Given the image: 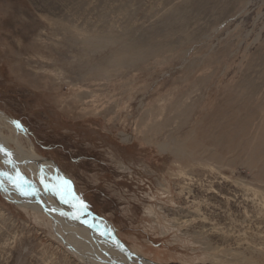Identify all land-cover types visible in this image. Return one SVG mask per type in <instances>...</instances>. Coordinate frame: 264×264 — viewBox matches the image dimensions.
I'll return each mask as SVG.
<instances>
[{"label":"rangeland","instance_id":"1","mask_svg":"<svg viewBox=\"0 0 264 264\" xmlns=\"http://www.w3.org/2000/svg\"><path fill=\"white\" fill-rule=\"evenodd\" d=\"M0 113L126 250L264 264V0H0ZM0 157V264H135Z\"/></svg>","mask_w":264,"mask_h":264},{"label":"bare ground","instance_id":"2","mask_svg":"<svg viewBox=\"0 0 264 264\" xmlns=\"http://www.w3.org/2000/svg\"><path fill=\"white\" fill-rule=\"evenodd\" d=\"M217 20V19H216ZM94 42V41H93ZM97 42H99V41H97ZM132 44V43H131ZM94 45V44H93ZM92 45V46H93ZM127 47V46H126ZM141 47V46H140ZM163 47V46H162ZM168 47H170V46H168ZM136 48V47H135ZM93 50V49H92ZM103 50V49H102ZM129 50V49H128ZM146 50V49H145ZM118 52V51H117ZM128 53V52H127ZM130 53V52H129ZM138 56V55H137ZM153 56H155V55H153ZM123 58H125V56L123 57ZM128 61V60H127ZM91 74V73H90ZM76 77V76H75ZM77 78V77H76ZM87 78V77H86ZM238 98V97H237ZM244 99V98H243ZM237 101H239V100H237ZM241 101V100H240ZM243 101V100H242ZM236 104H240V103H236ZM215 108V107H214ZM182 110V109H181ZM219 111L220 110H218V113H219ZM230 111V110H229ZM150 113V112H149ZM223 113V112H222ZM227 113V112H226ZM216 114V113H215ZM0 119L2 120L3 119V121H7L8 119L3 115V114H1L0 113ZM10 121V120H9ZM186 121V120H185ZM169 122V121H168ZM156 124V123H155ZM134 125H136L135 123H134ZM153 127V126H152ZM148 131V130H147ZM152 131H154V130H152ZM1 132V131H0ZM1 134V133H0ZM2 136H1V138H2V140L6 143V145L8 146V141L6 140V137L4 136V134L2 133L1 134ZM130 138V137H129ZM14 141V146H16V148H14L13 147V149L15 150V151H13L12 150V148H9V146L7 147H5V149L7 150V152H9V153H11L13 156L11 157V158H14L13 160H14V162H12L11 164L12 165H10V167H16L17 168V166H27V168H32V167H35L34 165H37L38 167L40 166V165H42V167H46V166H48L49 164H51L50 162H46L45 161V159L44 158H37V157H33V155H34V149H33V146H31L30 144V146H29V148L27 149V151L26 150H24V148L22 147V145H20V142L18 141V140H16V139H14L13 140ZM173 143V142H172ZM194 143V142H193ZM1 144V143H0ZM11 144V143H10ZM2 145V144H1ZM178 145H180V144H178ZM174 146V145H173ZM197 146V145H196ZM200 146V145H199ZM199 146H198V148H199ZM183 147V146H182ZM181 147V148H182ZM194 147V146H193ZM178 148V147H177ZM163 149H165V148H163ZM200 149V148H199ZM159 150H160V148H159ZM163 152H165L164 150H163ZM194 152H195V150H194ZM189 154V153H188ZM191 155V154H190ZM2 156H4V155H2ZM177 156H179V155H177ZM33 157V158H32ZM176 157V156H175ZM4 158V157H3ZM0 159H2L1 157H0ZM16 159V160H15ZM179 159V158H178ZM3 161V160H2ZM181 161H182V159H181ZM185 161V160H184ZM201 161V160H200ZM6 162V161H5ZM29 165V166H28ZM46 165V166H45ZM52 165V164H51ZM53 166V165H52ZM56 166V165H55ZM41 167V166H40ZM46 168H49V167H46ZM15 170V169H14ZM10 171V170H9ZM16 171V170H15ZM14 173V172H13ZM1 174V173H0ZM17 175H18V177H19V179L22 181V183L24 182V183H26L25 181H24V178H22L21 177V175L20 174H18L17 173ZM17 175H15V173H14V177L15 176H17ZM62 175H63V185H62V182L60 181V178H54V180H56V182H57V187L60 189V193L63 195V196H65V199H67V201H69L68 200V198L70 199V201H71V203H72V205H73V208L75 209V211L76 212H79V210H81V211H83L84 213H86V215H87V220H89V222H90V224H91V226H92V229L93 230H95V231H99V230H101V229H99V228H104V232L106 233H108V236H110L112 239L111 240H113V241H115V243H116V249H120V250H126V248L124 247V246H122V244H120L119 243V241L115 238V236H114V234H113V232L111 231V228H109V226H108V224L106 223V222H104L103 220H101V219H98V218H96L95 216H93L90 212H88V210H86L85 208H84V206L81 204V202L80 201H78L74 196H72L73 194L72 193H69V191H68V189H66V186L65 185H68V183H69V180L67 179V177L65 176V174L64 173H62ZM11 178H13V176L11 177ZM17 178V177H16ZM16 178H15V180H16ZM27 180V179H26ZM16 182H18V180L16 181ZM28 182V181H27ZM45 182V181H44ZM20 183V182H19ZM38 185V184H37ZM65 186V187H64ZM32 190H33V192H35V191H38V190H35V188L32 186V188H31ZM37 189V188H36ZM51 189H53V188H51ZM32 192V193H33ZM36 193V192H35ZM31 197V196H30ZM67 197V198H66ZM25 199L27 198V197H24ZM39 198V197H38ZM28 199V198H27ZM40 201V200H39ZM30 202V201H29ZM42 203V202H41ZM40 203V204H41ZM66 203V202H65ZM67 204V203H66ZM69 204V203H68ZM78 207V208H77ZM79 209V210H78ZM46 210V209H45ZM53 210H55L56 211V213L57 214H59V212H58V210H56V209H53ZM60 211V210H59ZM75 211H73V212H75ZM50 212H52V211H50ZM65 212H67V211H65ZM72 212V213H73ZM62 213H64V212H62ZM70 214V213H69ZM78 214V213H77ZM60 215V214H59ZM66 215H67V213H66ZM73 215V214H72ZM50 217H53L51 214H50ZM71 218H73V217H71ZM67 220V219H66ZM75 220H77L76 218H75ZM82 221H80V223H81ZM73 223H75V224H77L76 223V221H74ZM85 223V222H84ZM74 224V225H75ZM50 225H51V223H50ZM78 225V224H77ZM85 226H86V223H85ZM53 227H54V229H58V226H56V220H54V222H53ZM79 227H80V225H79ZM78 227V228H79ZM68 230V229H67ZM58 231V230H57ZM101 232H103V231H101ZM61 233H62V231H61ZM57 234H58V232H57ZM67 231L65 232V237H64V239L66 238L67 239ZM90 234H91V236H92V238L93 239H95L96 238V236L95 235H93L91 232H90ZM107 236V235H106ZM80 237V236H79ZM101 238V237H100ZM107 238V237H106ZM69 239V238H68ZM85 239V238H84ZM76 240V239H75ZM74 241V240H73ZM110 241V240H109ZM77 242V241H76ZM81 242V241H80ZM88 243V242H87ZM109 243V242H108ZM113 243V242H112ZM112 243H110V244H112ZM114 243V244H115ZM79 244V243H78ZM89 244V243H88ZM114 244H112L113 246H114ZM70 245H72L71 243H70ZM74 246H76L75 244H73ZM90 245V244H89ZM118 245V246H117ZM92 247V246H91ZM77 248H79L78 247V245H77ZM76 248V249H77ZM86 248V247H85ZM89 248V247H88ZM92 249V248H91ZM75 250V249H74ZM80 250V249H79ZM84 250H86V249H84ZM78 251V250H77ZM81 251V250H80ZM79 251V252H80ZM87 251V250H86ZM116 252L114 253V254H117V255H119L120 257H121V259H124V260H122V261H124L125 263H128V262H126V260L128 261V259H126V258H129V261H131L132 263H135V264H156V263H154V262H150V261H148L147 259H145V260H142V261H137L136 260V258L135 257H127V255L126 254H123V253H121L120 251H118V250H115ZM81 252H83V251H81ZM85 252V251H84ZM101 252V251H100ZM107 252V251H106ZM111 253H112V251H111ZM132 253V252H131ZM79 254V253H78ZM77 254V255H78ZM84 254V253H83ZM110 254V253H109ZM112 255V254H111ZM81 256V255H80ZM103 256V255H102ZM110 256V255H109ZM112 257H114V256H111V258ZM97 259H98V262H96V264H98L99 263V260H102V257H96ZM79 259V258H78ZM88 260V259H87ZM89 260H91L92 261V258H90ZM89 260H88V262H89ZM104 260V259H103ZM102 260V261H103ZM106 260V259H105ZM114 260V259H113ZM85 261V260H84ZM102 261H100V262H102ZM111 261V260H110ZM116 261V260H115ZM94 262H95V260H94ZM90 263H92V262H90ZM89 264V263H88ZM95 264V263H94ZM99 264H102V263H99ZM130 264V263H129Z\"/></svg>","mask_w":264,"mask_h":264},{"label":"water","instance_id":"3","mask_svg":"<svg viewBox=\"0 0 264 264\" xmlns=\"http://www.w3.org/2000/svg\"><path fill=\"white\" fill-rule=\"evenodd\" d=\"M9 160L11 161V162H14V160H13V158H11V156H10V158H9ZM53 166H52V165ZM51 164H49L48 166H46V167H49L50 169H52L53 171H54V173H56V175H57V177L58 178H60V181L62 182V185H63V175H62V172L57 168V166H55L53 163H51ZM41 167H42V165H40ZM39 166V167H40ZM78 208V207H77ZM79 210V209H78ZM79 215H80V217L81 218H83V220H85V222H86V225H87V227H88V229H89V232H91L92 234H94L93 232V229H92V226H91V224H90V222L87 220L88 218H87V215H86V213H84L83 211H81V210H79ZM118 251H120L121 253H123V254H126L127 255V257H129L130 255V257H135L136 258V260L137 261H142V260H145V258L144 257H142V256H140V255H135L134 253H131L129 250H120V249H117ZM129 259V258H128Z\"/></svg>","mask_w":264,"mask_h":264},{"label":"snow or ice","instance_id":"4","mask_svg":"<svg viewBox=\"0 0 264 264\" xmlns=\"http://www.w3.org/2000/svg\"><path fill=\"white\" fill-rule=\"evenodd\" d=\"M0 153H4V154H6L9 157L11 156V153L7 152V150L2 145H0ZM7 162L10 163L11 161L9 160Z\"/></svg>","mask_w":264,"mask_h":264}]
</instances>
